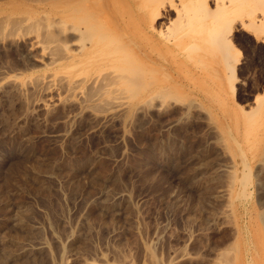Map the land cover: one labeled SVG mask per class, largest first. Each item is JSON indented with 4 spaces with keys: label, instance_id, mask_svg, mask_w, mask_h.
<instances>
[{
    "label": "rangeland",
    "instance_id": "obj_1",
    "mask_svg": "<svg viewBox=\"0 0 264 264\" xmlns=\"http://www.w3.org/2000/svg\"><path fill=\"white\" fill-rule=\"evenodd\" d=\"M47 1L0 0V264H213L237 226L264 264V170L252 156L264 148V110L251 124L243 115L257 97L264 108L251 0H226L222 19L239 58L236 94L216 87L178 35L180 68L170 69L184 89L133 109L120 95L115 109H89L65 86L62 45L39 23L59 19L49 13L58 0ZM8 17L29 20L15 29L2 25ZM236 172H251V196L232 205Z\"/></svg>",
    "mask_w": 264,
    "mask_h": 264
},
{
    "label": "bare ground",
    "instance_id": "obj_2",
    "mask_svg": "<svg viewBox=\"0 0 264 264\" xmlns=\"http://www.w3.org/2000/svg\"><path fill=\"white\" fill-rule=\"evenodd\" d=\"M234 1H239L238 4L242 5V0ZM40 2L41 0L39 4ZM250 2L253 5L252 30L259 39H264V0ZM215 6L216 9L211 10L208 0H58V4L51 6L49 13L55 17L58 15L59 19L47 15L42 17L40 20L44 21L39 23L49 20L46 38H50L52 42L55 40L54 43L58 41L62 45L63 50H61L64 51L61 58L66 72L65 86H68L70 91L73 90V94L80 93L86 100L87 108L110 106L112 109L115 107L114 105L111 107L115 103H112L113 99L120 95V98L124 96L121 99L128 96L126 99L132 100L130 106L133 109L136 105L133 101L139 98L149 102L158 98L172 99L184 89L185 84L176 76L178 70L173 72L170 69L176 64L179 67L180 61L177 56L179 39L187 44L186 53L195 56V64L205 66L204 70L207 71L208 77V70L212 69L217 88L223 89V81H225L236 94L235 82L239 58L236 57L235 47L227 39V32L225 33L223 28L222 19L227 9L226 0H215ZM36 10L35 13L40 8L37 12ZM196 13L202 15V23L196 22L198 19ZM173 17L176 19L173 20ZM162 19H165L166 23L161 22ZM28 20L25 17L24 19L8 17L4 22L2 21V25L17 29L25 25ZM198 25L202 26L200 30L197 28ZM184 31L187 32L185 35ZM176 36L179 37L178 40ZM211 58H213L212 63ZM150 62L153 64L150 65ZM204 77L207 79L205 75L202 76V82H205ZM256 104L254 111L245 114L242 112L250 124L254 121L257 111L264 110L261 107L262 99L257 97ZM247 140L249 141V138ZM257 147L255 152H252L255 153L252 156L258 161L259 169L264 170V148ZM242 161L245 171L249 163L245 158ZM238 173H230L229 176L231 179L228 183L231 185L230 197H228L232 205L251 196L248 188L251 185V172L250 174L244 172L242 178ZM260 221L264 224V214L260 215ZM237 228L240 239L244 228L240 226ZM239 239L229 244L230 246H225L226 249L218 253L213 264H255V258L250 255L252 248L241 245ZM245 256L248 257L247 261L244 259Z\"/></svg>",
    "mask_w": 264,
    "mask_h": 264
},
{
    "label": "trees",
    "instance_id": "obj_3",
    "mask_svg": "<svg viewBox=\"0 0 264 264\" xmlns=\"http://www.w3.org/2000/svg\"><path fill=\"white\" fill-rule=\"evenodd\" d=\"M239 99H240V97H239Z\"/></svg>",
    "mask_w": 264,
    "mask_h": 264
}]
</instances>
